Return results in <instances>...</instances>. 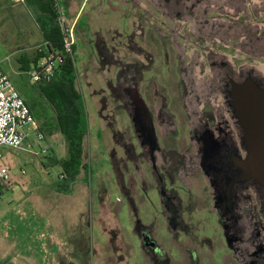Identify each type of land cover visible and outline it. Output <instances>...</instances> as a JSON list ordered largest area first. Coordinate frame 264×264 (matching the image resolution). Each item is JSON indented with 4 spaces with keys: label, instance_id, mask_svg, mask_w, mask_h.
Returning <instances> with one entry per match:
<instances>
[{
    "label": "rangeland",
    "instance_id": "1",
    "mask_svg": "<svg viewBox=\"0 0 264 264\" xmlns=\"http://www.w3.org/2000/svg\"><path fill=\"white\" fill-rule=\"evenodd\" d=\"M117 1L114 11L116 0H86L73 32L85 167L69 192L55 186L66 144L54 112L39 84L17 74L0 15L2 68L45 130L42 140L29 135L30 151L1 148L11 182L0 195V264H264V185L246 166L232 103V84L264 89V0ZM137 107L154 128L151 146L171 148L174 176L190 192L162 197L164 215L150 155L137 154L140 138L130 144Z\"/></svg>",
    "mask_w": 264,
    "mask_h": 264
},
{
    "label": "trees",
    "instance_id": "2",
    "mask_svg": "<svg viewBox=\"0 0 264 264\" xmlns=\"http://www.w3.org/2000/svg\"><path fill=\"white\" fill-rule=\"evenodd\" d=\"M35 2L38 4L36 5L38 10L46 15L44 26H41L43 23L39 21L46 42L44 55L61 51L63 35L57 23L53 0H35ZM74 52L73 47L72 56H60L57 74L49 83H37L40 95L44 97L54 112V128L62 135L66 144V156L58 161L62 180L55 183L57 189L62 192H69L68 185L76 181L82 168L85 167L83 163L84 103L81 93L77 90L78 77ZM24 102L35 118L34 103L26 100ZM50 125L45 123V127ZM39 131L43 133L45 130L39 127ZM46 131L51 132L48 128Z\"/></svg>",
    "mask_w": 264,
    "mask_h": 264
},
{
    "label": "built area",
    "instance_id": "3",
    "mask_svg": "<svg viewBox=\"0 0 264 264\" xmlns=\"http://www.w3.org/2000/svg\"><path fill=\"white\" fill-rule=\"evenodd\" d=\"M10 1L18 4L24 3L26 0ZM53 3L57 23L63 35L62 50L44 55L27 71L33 83H49L57 74L60 56L73 55L75 23H70L67 20L59 0H53ZM29 135H35L40 140L44 139L35 118L24 99L15 90L0 61V160L3 146L21 148L26 145L25 150L30 151L32 146L27 143ZM10 182L9 167L0 164V195L9 189Z\"/></svg>",
    "mask_w": 264,
    "mask_h": 264
},
{
    "label": "crops",
    "instance_id": "4",
    "mask_svg": "<svg viewBox=\"0 0 264 264\" xmlns=\"http://www.w3.org/2000/svg\"><path fill=\"white\" fill-rule=\"evenodd\" d=\"M64 1L66 3L65 8L68 9L67 20L70 23L74 22L76 29L78 24L77 17L86 0ZM36 5L38 4L35 0H26L24 3L18 4H14L10 0H0V15H4L2 20L6 22L10 28V40L12 42V46L9 49L11 50L10 55L16 56L14 59L18 63L16 68L17 74L27 73V71L41 58L40 56L45 54L46 42L44 38V31L41 26H44L46 15L38 10ZM101 6L102 1H98L97 4L92 7L93 15L97 11L100 12ZM111 6L114 8V11H116L118 1L116 0L115 5ZM39 21H41L43 25L40 26ZM97 38H100L101 40L103 39L101 36ZM77 44L78 41L74 46L75 52H77ZM22 47H26L29 52L27 54L25 53V55L19 54ZM6 59L8 60V58Z\"/></svg>",
    "mask_w": 264,
    "mask_h": 264
},
{
    "label": "water",
    "instance_id": "5",
    "mask_svg": "<svg viewBox=\"0 0 264 264\" xmlns=\"http://www.w3.org/2000/svg\"><path fill=\"white\" fill-rule=\"evenodd\" d=\"M232 90L233 107L244 131L246 166L252 178L264 185V89L249 79L232 84Z\"/></svg>",
    "mask_w": 264,
    "mask_h": 264
},
{
    "label": "flooded vegetation",
    "instance_id": "6",
    "mask_svg": "<svg viewBox=\"0 0 264 264\" xmlns=\"http://www.w3.org/2000/svg\"><path fill=\"white\" fill-rule=\"evenodd\" d=\"M138 8H140V5H138ZM138 16H139L138 19H140V16H142V14H139ZM99 101H100L101 112H103V110L107 107L106 99L102 97V98H100ZM134 101L137 104V106H140L139 100H137V97H135ZM139 110H138V107H137V110H136L137 111V114H136L137 123H136V128H135V138H136V140H138V138H140V141L142 142V144L141 143H140V145L138 144L139 145L138 147L140 149H139V151H137L138 152L137 154L146 152L148 155H150L149 156V158H150L149 159V161H150L149 163L151 165H147L146 166L147 167L146 170L151 168L153 170V172H154L153 174L156 177V181H157L158 185L156 186L155 189H156V191L159 192V198H158L157 207H159V209H158L159 214H163L165 212V208H164V205L162 204L163 202L161 201L162 197H166L167 201H168L169 197H167L168 196L167 193H173V191H174V192H176L178 194L179 200L182 201L183 197L184 196H188L189 195L188 193H190V192L188 191L186 186H183L180 183L182 179L179 182L178 179L176 178V176H174V173H173V170H172V164H173V162H172V154H173V152L171 151V148H169V149L164 148V151H162L163 148L161 147V143L160 142L156 143V147L151 146L152 144H154V141H152L151 139H153L154 137L156 138V135H155V132H154V128L152 127V125L151 126H147V123L145 121L146 113L141 111V110H140L141 113H139ZM101 112H99V114H100L101 117H103ZM151 118H152V116H151ZM137 133H139V136L137 135ZM204 138L205 137L202 134V136H200V141L202 140V142H203ZM138 142H139V140L137 142H133L132 141V143H130V144L135 148V144L138 143ZM141 145L143 147H141ZM238 149H239V151H241V148H238ZM157 150H158V153H159L158 155L159 156H160V154H162L160 156V160H161L160 163L161 164L157 163L156 158L154 157L155 152ZM167 151H168V153H167ZM133 153L136 154L135 151H133ZM167 155H168V157H167ZM237 158H239V157H237ZM200 162H201V160L198 159V164ZM203 162H205V161H203ZM203 165H205V164H203ZM212 165L214 167V174H213V170H212V173H210L212 175L211 180L216 185V157L213 158ZM205 171H203V173H206V175L208 176L207 172H205ZM172 180L175 181L174 183L177 185V187L173 186V181ZM165 181H167V183L171 185L170 189H165L164 188L163 184H164ZM143 183H144V180H142V184ZM140 192L146 194L145 193L146 191H142V189H141ZM159 201H160L161 205L159 204ZM180 205H181V203H180ZM167 207H168V209H172V207H170V205L167 206ZM213 209L215 211V206L213 207ZM177 211H179V210H177ZM215 213H216V211H215ZM215 213L213 212V214H215ZM176 214H178V213H176ZM166 220H167V218H166ZM180 220H181V218H180ZM179 229L180 228H177L175 232L177 233V231ZM222 244L225 245V243H222Z\"/></svg>",
    "mask_w": 264,
    "mask_h": 264
}]
</instances>
